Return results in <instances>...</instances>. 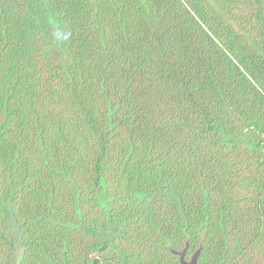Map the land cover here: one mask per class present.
<instances>
[{"label": "trees", "instance_id": "1", "mask_svg": "<svg viewBox=\"0 0 264 264\" xmlns=\"http://www.w3.org/2000/svg\"><path fill=\"white\" fill-rule=\"evenodd\" d=\"M0 264H264V0H0Z\"/></svg>", "mask_w": 264, "mask_h": 264}]
</instances>
